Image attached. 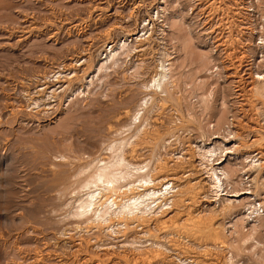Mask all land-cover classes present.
<instances>
[{
  "label": "rangeland",
  "instance_id": "374dc122",
  "mask_svg": "<svg viewBox=\"0 0 264 264\" xmlns=\"http://www.w3.org/2000/svg\"><path fill=\"white\" fill-rule=\"evenodd\" d=\"M259 75L264 0H0V264H264ZM121 151L166 205L114 228L79 217Z\"/></svg>",
  "mask_w": 264,
  "mask_h": 264
},
{
  "label": "bare ground",
  "instance_id": "6f19581e",
  "mask_svg": "<svg viewBox=\"0 0 264 264\" xmlns=\"http://www.w3.org/2000/svg\"><path fill=\"white\" fill-rule=\"evenodd\" d=\"M115 52H112L111 55L108 56V57L114 58ZM260 75H259V77L257 79L259 81H261L262 84H264V76L260 77ZM159 76H160L159 79H156V80L153 79L152 84H150V86H146V88L149 89L150 91H152V88H154L155 85L157 86V88H158V86L160 87V83H161L160 81L161 80L165 81L166 80V75L165 74H162V75L159 74ZM163 83H165V82H163ZM156 90H158V89H156ZM262 91H261V93H262ZM141 110H143V109H140V111ZM139 113L136 116H133L134 120H138L139 121L138 123H140L143 120V117H144V113H142L141 115ZM121 147H122V145H121ZM112 148H113V146L111 147V151L114 153V150H112ZM119 150L120 149H118V152H119ZM206 150H208V149H206ZM131 151L134 153V150H131ZM124 152L121 151L119 158L115 162L111 161L113 163H109L108 162V164H107V163H104L103 161H101V163L103 162L104 164L101 167H99V168L97 166L98 169L97 170L95 169L96 172H94L95 173L94 177L92 176V178L95 181H93L91 183L94 184V187H96V188L99 187V188L103 189V192H105V193H98L97 196H95V191L94 192L90 191L88 193L86 192L87 193V194H85L86 199H84L85 198V196H84V198H83L84 200L81 199L80 202H79L80 204H79L78 213H77L79 215V217H82V216H85V215L87 216L88 214H90L89 215L90 216L89 219L94 217L95 220H98V221L99 220L100 221L103 220L104 224H106L107 227H113V222H112L113 219H117L119 222H123L124 223V221H126V220H130V221L131 220H136V219H139L140 217L148 218L150 216L151 212L153 211L152 208H151L153 204L155 205V203L157 204L158 201H161V203L164 202L165 204L164 203L163 204L166 205V201L168 200L167 197L169 195L170 186H169V188L165 189L164 193L162 192L163 191L162 187H164V186L166 187V185L168 183H163L162 182L163 184L162 185L160 184L161 187L156 189L155 185H156L157 180L155 178L151 177V175H150V177L149 176H147V177L146 176L145 177L139 176L141 174V170L143 169V167L145 165L143 167H141V166L140 167H138V166L136 167V166H134V164H131V163H127V165H125V163L127 162L126 161V156L127 155L125 156ZM130 152H129V154H130ZM132 152H131V154H132ZM206 153L207 154L209 153L210 155L209 156H206L205 154L203 156L201 155L202 157H200V159L203 158L201 160H202V162L204 160L203 163H205V167L207 168L206 170H208V174L207 175H209V178L212 181L211 183H213V189L217 193L223 187V183H222V179H221L222 176L220 177V175L217 173L218 171H216L215 166L218 164V162H215V160H214L215 158L213 159V157L211 155V151H207ZM113 155H115V154H113ZM213 155H215V154H213ZM133 156H134V154H133ZM128 166H133V167H131V168L129 167V170H128ZM249 167L250 168H255L256 165L251 164ZM122 168H124V169H122ZM144 169H146V168H144ZM145 171L146 170H144V174H145ZM220 173H221V171H220ZM223 173H221V175ZM89 176H91V174ZM134 177L136 178L135 181L128 182L124 186H119L121 180L122 181L123 180L126 181L128 178H134ZM89 181H90V179H89ZM154 182H155V184H154ZM164 182H166V181H164ZM158 184L159 183L157 182V186H158ZM91 186H92V184H91ZM91 186H90V188H91ZM85 187H86V185L84 186V188ZM86 188H85V190H86ZM123 188H126V190L122 191ZM83 192H84V190H83ZM247 194H252V193H250L248 191L242 192V195H247ZM170 198H171V195H170ZM118 199H120V200H118ZM125 200H126V202H122V201H125ZM163 204H162V206H163ZM156 207H157V209H161L162 208L161 206H158V205ZM245 207H246L245 208L246 209L245 213L248 212L247 215H248L249 218H247V216L245 218L244 217L241 218L239 220L240 221V225H239V223H238V225H239V227L243 226L244 221L246 219L248 220V219H250L252 217V220L250 221L251 222L250 232H253V236H254V233H258L259 232L258 229H257V225L255 223H256V221H258L262 217V215H261L262 213L261 214L259 213V209L256 207V204H253V203L252 204H248ZM138 213H140V214H138ZM90 220H92V219H90ZM98 225L101 226L102 223H99ZM246 231H248V230H246ZM251 235L252 234H250V235L249 234L246 235V233L243 234L244 240L248 239V237L250 239ZM253 236L251 238H253ZM148 254L146 253L143 256L147 257L146 255H148ZM150 254H149V256H150ZM155 254H157V253L155 252ZM149 256L147 258H149ZM139 258H142V257H139ZM149 259H151V258H149Z\"/></svg>",
  "mask_w": 264,
  "mask_h": 264
}]
</instances>
